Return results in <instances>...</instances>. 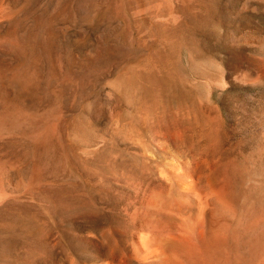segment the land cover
Returning <instances> with one entry per match:
<instances>
[{
  "label": "rangeland",
  "instance_id": "rangeland-1",
  "mask_svg": "<svg viewBox=\"0 0 264 264\" xmlns=\"http://www.w3.org/2000/svg\"><path fill=\"white\" fill-rule=\"evenodd\" d=\"M0 114V264L118 260L168 165L264 162V0H0Z\"/></svg>",
  "mask_w": 264,
  "mask_h": 264
},
{
  "label": "bare ground",
  "instance_id": "bare-ground-1",
  "mask_svg": "<svg viewBox=\"0 0 264 264\" xmlns=\"http://www.w3.org/2000/svg\"><path fill=\"white\" fill-rule=\"evenodd\" d=\"M255 158L213 167L203 185L194 169L168 165L176 186L144 205L145 236L98 264H264V162Z\"/></svg>",
  "mask_w": 264,
  "mask_h": 264
}]
</instances>
